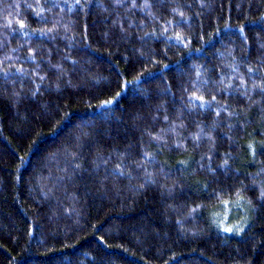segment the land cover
I'll list each match as a JSON object with an SVG mask.
<instances>
[{
    "label": "trees",
    "instance_id": "16d2710c",
    "mask_svg": "<svg viewBox=\"0 0 264 264\" xmlns=\"http://www.w3.org/2000/svg\"><path fill=\"white\" fill-rule=\"evenodd\" d=\"M0 264H264V0H0Z\"/></svg>",
    "mask_w": 264,
    "mask_h": 264
},
{
    "label": "snow or ice",
    "instance_id": "6c2138e0",
    "mask_svg": "<svg viewBox=\"0 0 264 264\" xmlns=\"http://www.w3.org/2000/svg\"><path fill=\"white\" fill-rule=\"evenodd\" d=\"M117 96H119V93H117ZM103 103L110 104L112 103V101L108 100V101H104ZM226 231H231V229H226Z\"/></svg>",
    "mask_w": 264,
    "mask_h": 264
}]
</instances>
